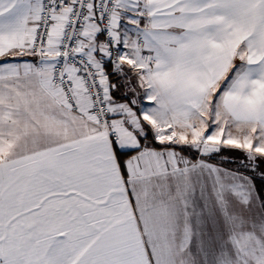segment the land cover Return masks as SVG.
<instances>
[{"label": "snow or ice", "instance_id": "6c2138e0", "mask_svg": "<svg viewBox=\"0 0 264 264\" xmlns=\"http://www.w3.org/2000/svg\"><path fill=\"white\" fill-rule=\"evenodd\" d=\"M0 264H264V0H0Z\"/></svg>", "mask_w": 264, "mask_h": 264}]
</instances>
